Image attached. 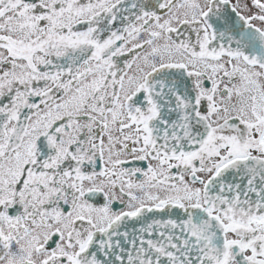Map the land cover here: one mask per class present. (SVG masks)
Masks as SVG:
<instances>
[{
    "label": "snow or ice",
    "instance_id": "6c2138e0",
    "mask_svg": "<svg viewBox=\"0 0 264 264\" xmlns=\"http://www.w3.org/2000/svg\"><path fill=\"white\" fill-rule=\"evenodd\" d=\"M0 264H264V0H0Z\"/></svg>",
    "mask_w": 264,
    "mask_h": 264
}]
</instances>
